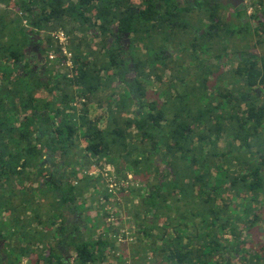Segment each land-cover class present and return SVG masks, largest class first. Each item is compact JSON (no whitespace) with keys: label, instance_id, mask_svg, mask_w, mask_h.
<instances>
[{"label":"trees","instance_id":"16d2710c","mask_svg":"<svg viewBox=\"0 0 264 264\" xmlns=\"http://www.w3.org/2000/svg\"><path fill=\"white\" fill-rule=\"evenodd\" d=\"M140 3L0 0L1 213L10 201L2 198L12 193L23 192L15 195L22 210L37 213L36 204L43 202L45 211L34 214V232L45 235L54 222L61 235L56 247L48 248L47 264H63V246L71 264H102L107 246L114 247L108 216L119 206L107 182L105 187L104 180L94 182L87 173L96 163L111 164L113 183L129 181V192L140 199L128 214L141 224L139 235L155 246L160 264H264V240H254L264 236V54L238 50L239 58L236 52L228 56L231 41L253 36L264 45V19L255 15L253 27L240 22L234 30L217 0ZM250 3L264 12V0ZM192 12L205 19L200 37H221L222 43L179 37L199 31L186 18ZM58 31L66 35L64 52L51 34ZM42 32L43 79L25 52L29 34ZM67 52L73 61L69 68ZM222 57L235 66L225 71L214 62ZM172 67L176 71L163 81ZM110 86L111 92L94 102ZM70 153L72 162L64 159ZM90 190L97 194L93 200ZM123 192L121 185L118 193ZM77 202L99 210L89 219L94 223L87 237L69 231L83 225ZM10 206L11 220L20 223L16 205ZM66 209L80 216L79 224L69 223ZM104 226L111 232L97 239L95 228ZM224 232L230 237L222 238ZM69 238L82 240L70 247ZM5 241L1 235L0 257L13 264L14 252L10 245L6 252ZM33 253L27 244L23 254ZM123 258L122 253L115 257ZM142 259L146 264L145 254Z\"/></svg>","mask_w":264,"mask_h":264},{"label":"rangeland","instance_id":"374dc122","mask_svg":"<svg viewBox=\"0 0 264 264\" xmlns=\"http://www.w3.org/2000/svg\"><path fill=\"white\" fill-rule=\"evenodd\" d=\"M252 0H243V5H244V8L243 10H245L243 13H241V23L244 22L243 25L246 24V26H251L253 27L254 24H255V15L256 16H259L260 18H263L264 19V12L262 10H260V7L259 6H254L253 4H251ZM130 2L136 4V5H141V0H130ZM220 10L223 12V15H224V18L227 19V22L230 23V27L231 29H236L237 27H239V21H240V16H237L236 15V11L237 9H235L234 7H232L231 5H223V6H220L219 7ZM192 16H186L187 20H190V24L191 26L194 28V29H197L199 31V33H197L196 31L195 32H191V33H184L182 35H180L179 37L181 39H183L185 37V35H187V37L189 38H193V36H197V39L196 41L198 42H202V43H222V39L221 37H218L217 39H211L210 37H208L207 35L206 36H203L202 38L200 37L204 30L203 28L206 27V25L204 26L203 23H204V20L203 19L201 21V15L198 14L195 12L191 14ZM184 16V15H183ZM204 26V27H203ZM202 28V29H200ZM203 31V32H201ZM244 31H241V34H243ZM52 34V37L54 39H56V41H54L56 44L58 43L59 45L62 46V51L64 52L65 50V44L67 42V39H66V35L65 34H60V31L56 32V33H51ZM241 34L238 36L240 37ZM41 37L43 39H41V48H42V51H44V48H45V36H44V32L41 33ZM86 40L89 41V39H87L86 37ZM230 42V41H229ZM228 45H230V48H229V52L231 53V55L235 54L236 51H242V53L246 56H248L250 53L252 52H256L258 53L259 55H262L264 54V45L263 46H259L258 43H256V38L255 37H251L247 40H238V41H231ZM84 48V47H83ZM49 58H52L54 59L53 55H54V51H49ZM45 54V53H44ZM82 54V53H81ZM66 64L65 66L67 68L69 67H72L73 65V61L71 59V54L69 52H67V60H66ZM228 61V60H227ZM181 60L179 59L178 60V63H180ZM218 62H220V58L218 59ZM235 63L234 62H229L226 63L224 66H223V69L226 71H229L230 69H232L233 66H229V65H234ZM66 70V68H64ZM175 70L176 71V67L175 68H170L168 70L165 71V73L162 74V80L165 81L171 71ZM72 72V71H71ZM102 74H104V72H102ZM53 79V78H52ZM155 79V77H154ZM157 79V77H156ZM54 83H51V88L54 87L53 86ZM152 85L148 84V88H151ZM112 86H110L109 88H104V92L101 93V92H98L97 95H95V98L93 99L94 102L97 101L99 98L101 99V97H105L106 93L108 92H111L110 91V88ZM163 87H164V83H163ZM154 88V87H153ZM103 90V89H102ZM234 90H236V87L234 86ZM260 94V92H259ZM45 95L47 97H51L53 96V94L51 93H48L46 92ZM83 100V99H82ZM74 104L76 105L75 107H77L78 109H81L82 111V108H81V105H80V101H75ZM65 110H68L67 107H64ZM104 107L100 108V109H103ZM107 111V110H106ZM72 154H75L77 155V152L75 149H73V151H71ZM69 154V156H65L64 159L66 160H69L70 162L73 161V159H75L74 156H71L72 154ZM101 165V164H100ZM99 164H95V168L92 170V171H89L87 174L88 177L94 179L93 181L94 182H99V181H102L104 180V184H105V187H106V182H107V190L110 194H114L115 196V199L117 201V203H115L114 206H119V208H116V210H114L115 208L112 207L111 205L110 208H112L115 212V214H110L108 216V220L109 222L111 223H114V229H113V232H111L108 227H102V228H95L97 230H95L94 234L96 235L97 239L100 237V238H104V234L106 236H108V233L111 232V235H109L108 237L112 240L113 238V245L114 247L113 248H110V246L108 245L107 247L109 249L108 250V254H106L105 256V261L102 263V264H132L133 263V260L137 261V262H134L135 264L139 263V264H142V255L145 254L146 256V264H160V260L159 258H156L154 256H157V255H154L153 252H154V248L155 246L153 244H150V241L146 238V237H143L140 233L139 235V228H140V225L141 224H137L135 221H132L131 220V217L129 216V212L131 211V209H133L131 207V205H139V202H140V199L136 196L133 198L132 194L129 192V187L130 185L129 184H126L127 182L129 181H125L124 182V179H120L118 182L116 183H113L112 181V173L115 172V167L112 166L111 164L110 165H103L102 167L100 166ZM111 175V176H110ZM128 179L131 178V174H128L127 176ZM111 179V180H110ZM25 184L27 185H31L30 184V181L28 182H25ZM121 185H123L124 187V192L123 194H120L118 193V189L121 187ZM34 186V185H33ZM105 187L103 186V188L105 189ZM16 188H15V192H16ZM88 193V197L90 199H94L95 197H97V194L92 192L91 190L90 191H87ZM18 194L17 192L15 193V195ZM23 195V192H19L18 196ZM14 193H12L9 197H4L2 198L3 199H6V200H10L8 205L5 207V209L2 208V213H1V209H0V236L2 235L6 241V246H5V250L6 252L10 254V249L13 250L14 252V258L12 259L13 260V264H31L33 262H30L29 259L25 260L26 257H28L29 255L31 254H28L27 256H25V254H23V249L25 247H27V244L30 245V248L33 249V254L34 257L33 259H31L32 261H37L38 258L40 259L41 258V261H39V264H47V261H48V248H50L51 246L53 247H56L57 245V240L60 239L61 235L57 233V224H55L54 222L51 224V225H47V226H50L49 229H47V231L45 232V235H40L39 233H36L34 232V226H35V222L37 220L38 217H34L35 215L34 214H38V213H43L45 211V208H43V202H39L38 205L39 208L38 209H35L37 213H34L32 212L31 210H22L23 208L21 207V198L19 199V197H15ZM23 197V196H21ZM82 196H80L79 200L78 201H81ZM112 198V197H111ZM10 202H13V207L16 205V212L17 213H20V216H19V219L20 220V223H18L16 220H11V216H14L15 214L13 213L12 211V207L10 206ZM52 205L50 207H53L54 205V211H55V214H53V218H57L59 216V207H57V204L55 203L54 204V200L52 199L51 201ZM94 205V208L92 207V204L90 203H87L86 205L80 203V202H77L76 203V209L78 211H80L82 213L81 215V220L83 222V225L82 226H79L78 227H67L65 229V234L68 233V228H69V231L71 232V234H73V228L76 230V233L78 236H84V237H87L89 234H90V230L92 229V222L94 223V220L91 219V221L89 220L90 218L93 217V215L95 214V212L98 210V207H96V204H93ZM24 206V205H23ZM91 207V208H90ZM53 209V208H52ZM91 209V210H90ZM51 210V209H50ZM117 210L120 212L118 214H116ZM99 211V210H98ZM73 213V212H71ZM79 218L77 217V221H78V224L80 223V221L78 220ZM131 220V222H129ZM25 221V222H24ZM26 223V226L27 227H24L23 228V225ZM90 223V224H89ZM262 224V227L264 228V223L261 222ZM38 226V225H36ZM35 226V227H36ZM101 226V225H100ZM107 228V230H106ZM103 229V230H102ZM40 230H43L42 228ZM75 232V231H74ZM245 235V233H244ZM243 235V236H244ZM71 236V235H70ZM222 238H229V232H224L222 234ZM69 237V236H68ZM66 238V237H65ZM249 238V237H247ZM264 240V236L263 235H260L259 238H255L254 240H256L257 242L258 241H261V240ZM82 238L81 239H66V243L68 246L72 247L73 243L75 242H81ZM111 240H108V242L110 243ZM253 240V241H254ZM28 242V243H27ZM34 243V244H33ZM33 244V245H32ZM150 244V245H149ZM8 245L11 246V248L9 249L8 248ZM35 245V246H34ZM121 245H124V248L121 249ZM56 251V249L54 250ZM152 251V252H151ZM19 253L20 258H17L15 255ZM65 252H63V256ZM123 254L124 258L121 260V259H115V257H117L119 254ZM56 256V255H55ZM67 257H69L67 255ZM10 258V256H9ZM2 260L4 261L5 260V256L2 255ZM233 264H242L241 261L239 260H234L232 261ZM244 263V262H243ZM0 264H1V259H0ZM33 264H38V263H33Z\"/></svg>","mask_w":264,"mask_h":264},{"label":"flooded vegetation","instance_id":"af4514ba","mask_svg":"<svg viewBox=\"0 0 264 264\" xmlns=\"http://www.w3.org/2000/svg\"><path fill=\"white\" fill-rule=\"evenodd\" d=\"M220 4V6H223V5H231L232 7H234L235 9H240V10H243L244 8V5H243V0L242 2H238L237 0H217ZM235 3V5H234ZM240 18V21L241 22V18L242 16L239 17ZM244 24V22H242ZM193 32H195V30H192ZM197 32V31H196ZM199 33V32H198ZM204 33V32H203ZM41 37L40 35H37L35 33H31L29 34V37H28V40H27V45L25 47V52H26V55H27V59L28 61L30 62V66L31 68L37 73V75L43 79V75H44V65H45V58H44V54L41 50ZM228 55V54H227ZM229 57H233L234 55L231 53L228 55ZM236 56L239 58L240 57V53L236 52ZM215 63L218 62V59L214 60ZM220 63L221 65H225L226 63H228L227 61V58L225 57H222L220 59ZM229 66H235L234 65H229ZM232 67V68H233ZM64 215L66 218H68V221H70L69 223H78L77 221V217L79 218L78 220L80 221V216L77 215L76 213H71L70 210L66 209L64 210ZM62 247V245H59L57 246L58 249H56V254H57V251H60L59 248ZM64 249H62L64 252L67 248L66 246H63ZM64 262L63 264H71L72 262L70 261L71 259L69 257H67V255H65L64 257ZM1 259V257H0ZM71 263H70V262ZM1 264H7L6 261H3L1 259Z\"/></svg>","mask_w":264,"mask_h":264},{"label":"crops","instance_id":"0c3cea01","mask_svg":"<svg viewBox=\"0 0 264 264\" xmlns=\"http://www.w3.org/2000/svg\"><path fill=\"white\" fill-rule=\"evenodd\" d=\"M33 244H34V243H33ZM33 244H32V245H33ZM34 246H35V245H34ZM33 257H34V255L31 254V255H29L28 257H26L25 260L29 259L30 262H33V261L31 260V259H33Z\"/></svg>","mask_w":264,"mask_h":264},{"label":"water","instance_id":"95a60500","mask_svg":"<svg viewBox=\"0 0 264 264\" xmlns=\"http://www.w3.org/2000/svg\"><path fill=\"white\" fill-rule=\"evenodd\" d=\"M238 2H242V0H237ZM234 5H235V3H234ZM201 32H203V31H201Z\"/></svg>","mask_w":264,"mask_h":264},{"label":"built area","instance_id":"2783aa9c","mask_svg":"<svg viewBox=\"0 0 264 264\" xmlns=\"http://www.w3.org/2000/svg\"><path fill=\"white\" fill-rule=\"evenodd\" d=\"M60 34L62 35V34H64V33L60 31Z\"/></svg>","mask_w":264,"mask_h":264}]
</instances>
